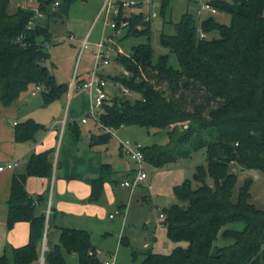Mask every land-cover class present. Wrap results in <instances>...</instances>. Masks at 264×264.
<instances>
[{
	"label": "trees",
	"instance_id": "16d2710c",
	"mask_svg": "<svg viewBox=\"0 0 264 264\" xmlns=\"http://www.w3.org/2000/svg\"><path fill=\"white\" fill-rule=\"evenodd\" d=\"M75 1L37 0L40 17L30 7L9 11L10 0H0V105L9 106L31 85H41L42 100L49 104L67 92L66 83H57L47 67V45L52 41L48 23L67 14ZM57 2L56 9L48 6ZM167 0H164V3ZM163 3V6H164ZM229 16L222 24L213 16L204 18L197 33V19L181 15L173 34L160 36V43L172 53L177 67L170 66L167 55L153 60L149 43V21L142 13L124 16L120 11L116 28L126 22L125 36L146 37L147 42L131 47L129 55H117L126 75L110 77L138 98H114L103 106L102 126L117 129L139 126L164 132L171 146L141 147L144 161L159 168L191 152L204 149L206 167L193 173L196 186L188 180L174 186L180 204L163 211L162 225L167 238L183 242L169 254L142 253L139 264H264V210L250 203L251 180L233 189L234 163L246 170L264 172V0H219L209 2ZM43 18V19H42ZM215 32L218 37L206 38ZM83 79L77 80L80 84ZM42 126L32 119L17 123L16 142H29ZM76 139L77 123L68 124ZM88 146L105 145L111 135L98 126ZM50 150L32 154L25 173L13 174L7 199L6 225H29L28 240L19 247L6 244L0 264H37L46 223L48 193L30 194L25 188L28 176L47 178L51 174ZM111 167L103 164L98 177L88 179L92 196L97 197ZM212 184L207 183V179ZM55 212V211H54ZM58 242L45 247L43 264H69L64 254H75L77 264H101L85 229L58 228ZM122 242V238H120ZM135 254V253H133Z\"/></svg>",
	"mask_w": 264,
	"mask_h": 264
},
{
	"label": "rangeland",
	"instance_id": "374dc122",
	"mask_svg": "<svg viewBox=\"0 0 264 264\" xmlns=\"http://www.w3.org/2000/svg\"><path fill=\"white\" fill-rule=\"evenodd\" d=\"M135 1L141 2V0ZM212 1L219 0H167L165 3L164 0H142V5L139 4L123 11V15L128 17L142 13L146 16L155 13L156 16L149 21V43L153 51V60L156 61L161 55H167L168 64L176 68L177 61L175 56L160 43L161 34H173L174 24L179 21L182 14L188 12L196 17V10L199 6L202 3ZM223 1L230 3V0ZM100 6L101 0L75 1L69 6L66 15L61 18L52 17L50 19L48 26L52 41L46 47L49 56L44 60L43 65L47 67L57 83H66L68 85L73 76H76L77 80L82 79L92 69L95 61L94 54L97 50L94 42L102 38L109 47L111 46L114 49L108 52L111 59L110 63L103 65L98 70L107 79L106 93L109 101L111 102L114 98L124 97L133 101L138 98V95L136 93L124 95L119 88L115 87H119V85L113 83L110 77L126 75L123 66L116 60V56L129 55L132 46L145 43L147 39L143 36H125V27L115 34V31L105 24L103 17L96 19ZM16 7H25L24 1L10 0L9 11L15 10ZM55 7L53 4L48 6L49 12L55 10ZM210 15V13L205 12L202 18L204 19ZM212 16L222 24L229 23V16L225 12L219 11ZM69 36H72L73 39ZM212 37H218V34L212 32L206 35L208 39ZM85 38L88 41V45L86 48L81 49L80 42ZM114 47H116V50ZM117 47L123 53L118 51ZM42 90L43 88L40 85V90L35 96H32L31 92L34 91V85H31L22 94L23 97L27 98L29 104L34 106L33 111L36 118L41 116L47 121L52 116L55 118L65 117L68 122L77 123L80 131L77 149L88 151V145L85 144L88 142L86 135L88 132L97 133L95 123L91 119L87 123H81L83 112L82 114L72 115L71 108L69 110V103L67 105V94L61 96L60 99L45 104L42 100ZM61 126L62 123L58 125V129ZM155 132V129L152 128L122 126L114 129V134L107 144L96 148L100 150L103 161L110 163L113 174L114 171L117 172L114 176L111 174L106 177L97 197L92 196L90 185L80 179H67L64 182L57 181V186L53 188L55 191L58 190L57 192L61 188L62 192L58 193L61 196L54 192L52 197L53 205L63 210L60 212L58 209L60 215L63 214V217H57V224L89 231L93 246L98 250L96 256L101 264L105 260H111L113 257L115 264H139L142 260V253L147 250L169 254L174 247L185 246L183 242L174 243L167 238L162 219L157 214L163 213L164 209L171 204H180V201L174 195V186L184 180H188L192 188L196 186L193 181L194 170L197 166L206 167L207 164L204 149L193 151L189 156L178 158L159 168L143 161L142 169L146 177L136 186L130 198L128 189L116 183L117 180L123 177L121 170L134 171L137 167L136 163L121 150L120 142L129 141L132 144L137 142L142 147L159 144L162 149H168L172 140L164 132ZM54 158L53 154L51 161H54ZM229 171L236 174L233 196L235 197L238 188L243 185L244 181L249 179L251 180L249 188L250 203L256 208L264 210V172L242 169L234 163L230 164ZM38 181L34 180L32 182L30 194H34L35 191L33 190H40V192L36 191L35 194L47 192L48 180ZM207 183L212 184V180L208 178ZM120 204L126 205L125 211L123 210L125 214L115 215L113 219H110L108 214L114 213ZM19 224L21 227L23 226V236L27 241V224L23 221L16 222L11 231H9L5 217L0 218V240L1 238L5 239L7 235L10 237L18 236L16 231L17 227H20L18 226ZM54 234L50 231L46 240L50 241ZM123 237L126 238V243L120 241V238ZM44 246L43 237L37 264H40ZM64 255L69 264H77V256L75 254Z\"/></svg>",
	"mask_w": 264,
	"mask_h": 264
},
{
	"label": "crops",
	"instance_id": "0c3cea01",
	"mask_svg": "<svg viewBox=\"0 0 264 264\" xmlns=\"http://www.w3.org/2000/svg\"><path fill=\"white\" fill-rule=\"evenodd\" d=\"M140 3L141 5L143 4L142 0ZM119 31L120 29L118 31H115V34ZM98 41L94 42V45ZM106 48L108 49V52L111 49L114 50L113 47L111 46L109 47L107 43H106ZM114 48L116 50V47ZM117 50L121 51L118 47H117ZM70 84L71 82L68 84V90H67L68 93L66 92L62 94L61 96L67 94V105L69 103V110L71 108L72 115H78L79 113L82 114L83 112V115H82L83 117L89 108V97L85 93L83 94L79 92L78 90L71 88ZM115 87L118 89V86H115ZM22 94L23 93H21L19 97L16 100H14L9 106L4 107L0 105V167L4 166L6 163H14V166L11 169L3 168L0 171V218L5 217L6 219V216H7L6 202L9 197L10 182H11L12 175L25 173L27 162L32 154H37V153H40L46 150H50V154H49L50 161L52 160L51 156H53V154L55 157L54 161H51L52 169H51L50 176L47 178L28 176L25 182V188L27 192L29 193L32 189L31 186L34 180L36 181L48 180L49 182V186L47 190V193H48L47 206H49V209H52L53 215L51 217V220L49 221V224L46 223V229H45V234H44V245H45L44 247H48V246L51 247L53 244H56L58 242V235H59L58 228L64 227V226L58 225L56 222L58 216L63 217V214L60 215L59 213V210L60 212H62L63 210L60 208H56L52 203V197H53L54 192H56V194H58L59 192L62 193L61 188L59 189V192H57L58 190L56 191L55 189L53 190V188L57 186L56 182L57 181L64 182L67 179H80V180H84L87 182L88 179L98 177L103 164L110 165V163H108V161H103L100 150L96 149L98 146L101 147L102 145H96L93 147L88 146V149H89L88 151L86 150L80 151L79 149H77L78 139L75 138V136L72 134V132L68 128V124L72 125L74 122H71V121L68 122L67 119L65 120V117L55 118L54 116H52L47 121L43 119V117L41 116L36 118V115L34 114V111H33L34 106L32 104H29L27 98L23 97ZM27 119H32L34 122L40 124L42 128H40L35 133L33 140L29 142H16L14 140L15 125ZM60 123H62V126L64 125L63 131H62V126L61 128L58 129V125ZM90 134L91 132H88L86 135L87 141L89 140ZM85 144L88 145V142H86ZM120 172L123 175V177L120 180L116 181V183H118L119 185L121 181L131 177L132 174L134 173L133 170L129 171L128 169L121 170ZM116 173L117 172L114 171V174H113L112 167H111V172L109 175L112 174V176H114L116 175ZM33 191L40 192V190H33ZM134 191H135V188L132 191L128 189L129 198L131 197ZM58 195L61 196V194H58ZM125 209H126V205L120 204L116 210H120L121 212L120 215H123L125 214L124 212ZM110 214H114V213H109L108 217ZM160 214H163V213L160 212L157 215L159 218L163 220V218L160 217ZM113 218H110V219H113ZM25 223L27 224V229L29 230L28 223L27 222ZM18 226H20V224ZM17 228L18 229L16 233H18V236L10 237L9 235H7L5 239L1 238L0 254L2 253L3 248L6 244H9L13 247H19L27 242L25 240V237L23 236L24 235L23 226L22 227L20 226ZM65 228H70V227H65ZM9 231H11V229ZM50 231H52L55 234L51 237L50 241H47L46 239ZM124 238L125 237L122 238V243H126V238L125 239ZM95 252L97 255L98 250L96 248H95Z\"/></svg>",
	"mask_w": 264,
	"mask_h": 264
},
{
	"label": "built area",
	"instance_id": "2783aa9c",
	"mask_svg": "<svg viewBox=\"0 0 264 264\" xmlns=\"http://www.w3.org/2000/svg\"><path fill=\"white\" fill-rule=\"evenodd\" d=\"M25 3V7H30L35 11V17H40L41 14L38 11V2L37 0H22ZM35 3V5H34ZM58 3L55 2L56 6ZM141 5L140 2L135 0H101V6L97 12L96 19L103 17V20L106 25H109L114 31H118L121 28L126 26V22H121L119 28H116V21L114 17H117L120 11H126L132 7ZM205 12L217 14L219 11L214 8L209 3H202L199 8L196 10V17L198 18L197 33L200 38H204L205 35L201 31L199 24L203 20L202 16ZM155 13L148 14L144 16V20H150V18L155 17ZM196 18V19H197ZM73 39L72 36H69ZM81 49L86 48L88 45L87 39L80 42ZM96 52L94 54L95 61L92 66V69L88 72L87 76L82 80L80 84L76 83V76L71 80V88L78 90L79 92L85 93L89 97V108L85 115L82 117L81 122L86 123L91 119L96 126L102 129L105 133L114 134V129L110 127L102 126L99 122V116L101 114L102 108L104 105L110 103L109 98L106 93L107 79L99 73V68L103 65L110 63L111 59L108 55V49L106 48L105 41L100 38V40L95 44ZM104 48H106L104 50ZM119 88V87H118ZM124 95H130L132 92L124 87L119 88ZM40 90V85H34V91L31 92V95H35ZM141 145L137 142L133 144L129 141L120 142V148L124 151L131 160L136 163V168L131 177L120 182V186L125 187L132 191L136 186H138L146 177L143 169L142 163L144 161L143 154L141 152ZM14 166V163H6L4 166L0 167V171L3 168L11 169ZM49 206H47L46 213L49 214ZM121 214L120 210H115L114 214H110L109 218H113L114 215ZM160 217H164L163 214H160ZM45 247L42 249V256ZM102 264H115L114 257L111 260H105Z\"/></svg>",
	"mask_w": 264,
	"mask_h": 264
},
{
	"label": "water",
	"instance_id": "95a60500",
	"mask_svg": "<svg viewBox=\"0 0 264 264\" xmlns=\"http://www.w3.org/2000/svg\"><path fill=\"white\" fill-rule=\"evenodd\" d=\"M40 264H43V256L41 257Z\"/></svg>",
	"mask_w": 264,
	"mask_h": 264
}]
</instances>
